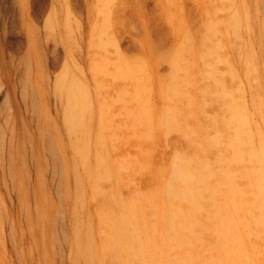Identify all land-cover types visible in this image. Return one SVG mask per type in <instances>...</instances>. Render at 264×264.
<instances>
[{"label":"rangeland","instance_id":"obj_1","mask_svg":"<svg viewBox=\"0 0 264 264\" xmlns=\"http://www.w3.org/2000/svg\"><path fill=\"white\" fill-rule=\"evenodd\" d=\"M48 18L69 24V53L60 26L42 114L16 113L15 154L0 162V264H124L122 243L106 244L121 212L158 245L152 264L186 251L196 264H264V0H0V68L22 75ZM63 69L86 92L77 144L52 90ZM185 168L203 178L196 207L170 194ZM177 208L195 211L170 218ZM169 227L192 240L172 248Z\"/></svg>","mask_w":264,"mask_h":264},{"label":"bare ground","instance_id":"obj_2","mask_svg":"<svg viewBox=\"0 0 264 264\" xmlns=\"http://www.w3.org/2000/svg\"><path fill=\"white\" fill-rule=\"evenodd\" d=\"M60 26H63L64 33L61 38L62 40L59 42L62 44L64 51L69 53L67 50L69 41V24L65 20L61 22L54 18H48L44 21V35L42 37L40 36L39 40H36L33 36L30 38L31 43L36 44L37 41H40L42 48L36 50L33 55L34 57H32L30 61L24 62V72H22V75L18 78L19 64H14L13 70L8 68V71H5L3 68H0V96L2 97L0 108L1 163L6 160L7 163L11 164L12 155L15 154L14 144H12V142L15 141L16 138L15 120L18 110L25 108L27 111L29 110L30 112H33V114L34 112L36 113V111L40 112V110H43V106L45 105L43 103V97L49 92V87H51L49 71L51 55L53 56L57 47L56 43L52 46L49 45V37L52 38L51 36L54 34L56 28H59ZM52 40L51 42H55V40ZM52 90L56 91L58 96H63L62 121L67 133L74 136L75 143L77 144L80 141V133L86 128L85 115L88 106L85 88L76 77L70 75L68 71L63 69L55 78ZM243 126V120L240 119L238 121V127ZM240 133H244V131H241ZM49 134L52 133H47L45 136L46 139L50 141L48 147V152L50 153L49 157L52 161L53 174H55L54 176L56 178H59L62 174V170L60 169L57 157L58 144L55 141V135L52 134L51 136ZM237 138H240L239 134L237 135ZM51 140L57 146H55L53 142L51 143ZM96 142L99 143V139L96 138ZM75 151L82 154L84 147L76 149ZM72 169L75 170V165L72 166ZM197 170L198 168L193 171L186 170L185 168L175 172V175L178 177L177 179L181 181L182 186L170 192L172 196L183 198L195 207L198 205L199 199H201L200 192L202 191V187L199 183L203 179L199 174H195ZM11 172H13V170ZM106 174L107 172L104 173V175ZM203 186H207L206 182H203ZM194 211L195 209L177 208L169 212V217L181 216L188 219ZM133 218L134 217L131 213L121 212L117 215L111 223V231L108 235L106 244L108 248L115 253V250L120 248V243H122L121 251L126 256V259H123L124 264H152L153 259H159L163 256L161 252L159 253L158 245H155V250L150 247L151 241L144 238L140 227L133 223ZM167 224H169L170 227H183L184 230H187V233L190 230L189 222L184 223L183 221L173 222L167 220ZM222 225L223 222L217 220V226L221 227ZM170 227L163 228L160 231V237L164 238V241H173L172 248H179L188 244L190 240H192L190 232V235H187L183 229L180 231H173ZM169 231L172 232V234ZM122 236L124 237L123 239ZM217 239V246L220 248L221 244L219 242L223 241V234H218ZM89 245V239L87 238L85 242H82V245L79 246L78 250L83 257H88ZM125 249H129L130 254H128ZM225 254H227V252H225ZM177 262L183 264H196L195 255L190 251H186L181 254L178 259L173 260L172 262L165 261L164 264H176Z\"/></svg>","mask_w":264,"mask_h":264}]
</instances>
